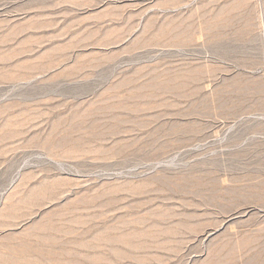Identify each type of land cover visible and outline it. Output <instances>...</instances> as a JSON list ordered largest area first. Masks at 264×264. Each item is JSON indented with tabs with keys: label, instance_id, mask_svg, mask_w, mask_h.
Listing matches in <instances>:
<instances>
[{
	"label": "rangeland",
	"instance_id": "374dc122",
	"mask_svg": "<svg viewBox=\"0 0 264 264\" xmlns=\"http://www.w3.org/2000/svg\"><path fill=\"white\" fill-rule=\"evenodd\" d=\"M0 264H264V0H0Z\"/></svg>",
	"mask_w": 264,
	"mask_h": 264
},
{
	"label": "bare ground",
	"instance_id": "6f19581e",
	"mask_svg": "<svg viewBox=\"0 0 264 264\" xmlns=\"http://www.w3.org/2000/svg\"><path fill=\"white\" fill-rule=\"evenodd\" d=\"M175 88V87H174Z\"/></svg>",
	"mask_w": 264,
	"mask_h": 264
}]
</instances>
